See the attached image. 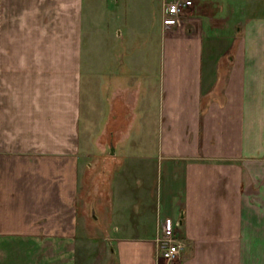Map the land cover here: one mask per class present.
<instances>
[{
  "label": "crops",
  "instance_id": "1",
  "mask_svg": "<svg viewBox=\"0 0 264 264\" xmlns=\"http://www.w3.org/2000/svg\"><path fill=\"white\" fill-rule=\"evenodd\" d=\"M157 1L0 0V264H264V0H194L168 29ZM87 78L115 158L155 128L158 161L122 164L143 162L149 227L87 232ZM168 219L186 243L170 263L155 243Z\"/></svg>",
  "mask_w": 264,
  "mask_h": 264
},
{
  "label": "rangeland",
  "instance_id": "2",
  "mask_svg": "<svg viewBox=\"0 0 264 264\" xmlns=\"http://www.w3.org/2000/svg\"><path fill=\"white\" fill-rule=\"evenodd\" d=\"M159 5L155 4L153 7L155 20L154 18L152 19L154 25H151L150 30L148 28L147 33L149 35L147 37V45L148 42L153 43L150 38V36H152L153 29L159 33ZM148 17L147 20L149 23L151 18L149 17V20ZM158 53L159 51L157 47V49L153 48L149 55L151 56L152 54L155 56L154 59H159V57H157ZM83 82L82 156L83 166L85 167V177H83L81 204L83 217H85L87 223V232L91 234V236H94L97 231L100 238L101 236L104 237L106 235H114V227L122 228L124 226H135L141 227L142 229L143 226L149 227V224H143L144 222L142 219L145 216V213L143 214V210L145 208L144 205L146 201L139 198V176L135 173L136 169L138 170V164L139 166H142L143 162L140 163V161L132 160L127 163L125 162L123 167L122 164L124 163L123 158L125 157L127 151H130V154L133 155L145 154L147 157L145 164L149 161V156L151 158L150 161H154V163L158 161V155H156L157 144L155 143V128L151 126L152 124H150V128L147 127L145 129L146 141H148L145 146L140 143H136L137 139H132L130 144H118L117 155L115 158L110 154V130L105 132L106 104L104 102V96L100 97L99 95L98 97H92L89 93L91 89L93 92L96 90L95 87L91 86V83L93 84L94 81H90V79L87 78L85 81L83 80ZM139 112V114H141V112H143V115L145 114V103L142 108L139 109ZM150 116H154V112H152ZM144 120L147 122V126L149 121L146 118H144ZM138 124H136V126H138ZM140 130L141 129L137 127H133L131 132L138 133ZM120 136L121 134L113 136L114 141L121 138ZM144 143L145 141L142 142V144ZM128 167L130 168L129 173L131 172V174L126 178L130 187L128 184H123L122 176L121 174H118L122 171V169L127 170ZM144 167L147 166L145 165ZM154 168L155 167L153 165L149 166V169L153 170ZM149 185L150 183L148 184V188L150 187ZM150 190H153V188H150ZM128 196L131 197V199H129L130 201H126L129 198ZM91 199L93 200V203H90ZM91 204L93 206L92 211L90 207ZM166 221L170 220L168 219ZM105 244L108 245L106 242ZM85 248L87 249L84 251L83 248V252H87L88 254L96 253V248L94 246H90V248L89 246H86Z\"/></svg>",
  "mask_w": 264,
  "mask_h": 264
},
{
  "label": "built area",
  "instance_id": "3",
  "mask_svg": "<svg viewBox=\"0 0 264 264\" xmlns=\"http://www.w3.org/2000/svg\"><path fill=\"white\" fill-rule=\"evenodd\" d=\"M162 5L164 28L181 25L194 0H158ZM180 222L165 221L156 237L157 258L162 257L167 263L176 261L182 254L186 243L178 234Z\"/></svg>",
  "mask_w": 264,
  "mask_h": 264
},
{
  "label": "water",
  "instance_id": "4",
  "mask_svg": "<svg viewBox=\"0 0 264 264\" xmlns=\"http://www.w3.org/2000/svg\"><path fill=\"white\" fill-rule=\"evenodd\" d=\"M110 153H111V155L114 154V149H113V147L110 148Z\"/></svg>",
  "mask_w": 264,
  "mask_h": 264
}]
</instances>
